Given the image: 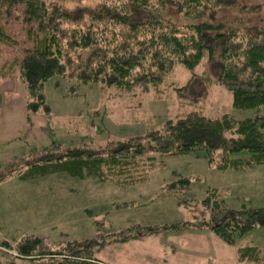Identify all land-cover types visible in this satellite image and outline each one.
<instances>
[{"label": "rangeland", "instance_id": "1", "mask_svg": "<svg viewBox=\"0 0 264 264\" xmlns=\"http://www.w3.org/2000/svg\"><path fill=\"white\" fill-rule=\"evenodd\" d=\"M64 3L75 20L86 21L94 1ZM156 13L177 23H225L238 30L264 26V0H235L195 18L178 11L175 5ZM11 55L8 51L6 58ZM221 64L218 53L205 54L197 66L177 64L159 85L132 90L56 74L45 82L48 112L28 110L26 85L18 72L2 79L5 108L0 109V239L14 243L36 233L58 246L102 238L96 256L115 264H256L240 260L237 249L247 243L264 247L263 227L238 236L235 244L224 242L208 226L196 227L202 221L200 203L208 189H219V197L233 209L264 207V163L222 169L211 166L203 150L172 154L149 148L146 155H155L159 164L137 183L81 178L66 171L31 179L16 175L2 178L11 163L50 143L103 151L110 141L161 128L167 119L177 120L190 111L264 119V105L233 106L232 93L219 81ZM166 142L175 145L178 140L169 138ZM232 156L247 157L248 151ZM181 177L190 178V184L179 188L178 193L161 194L168 182ZM177 222L180 224L174 228L151 233L138 228L132 236L119 235L132 225ZM13 255L14 251L0 245V264H9Z\"/></svg>", "mask_w": 264, "mask_h": 264}, {"label": "trees", "instance_id": "2", "mask_svg": "<svg viewBox=\"0 0 264 264\" xmlns=\"http://www.w3.org/2000/svg\"><path fill=\"white\" fill-rule=\"evenodd\" d=\"M66 1L0 0V84L18 72L26 85L30 112L50 111L44 88L56 74L132 90L159 85L177 64L194 67L205 54L217 53L222 62L219 81L232 93L233 106L264 105V26L238 30L225 23H177L156 13L175 5L195 18L235 0H92L86 21L75 20ZM8 51L13 53L10 58H6ZM2 100L0 89V109ZM169 138L177 139V144L165 143ZM149 148L172 154L203 150L211 166L247 168L264 163V119L190 111L177 120L167 119L161 128L110 141L103 151L50 143L11 163L2 178L31 179L66 171L81 178L137 183L159 164L155 155H146ZM243 150L248 151L247 157L232 156ZM189 184L190 178H178L168 182L161 194L178 193ZM219 193L217 188L207 190L198 226L210 227L228 244L256 227L264 228V207L233 209ZM178 224L132 225L119 235L132 236L138 228L151 233ZM101 244L102 238L55 246L36 233L14 243L0 239L1 246L14 251L9 264H110L96 256ZM237 253L240 260L264 264V247L247 243L238 246Z\"/></svg>", "mask_w": 264, "mask_h": 264}, {"label": "crops", "instance_id": "3", "mask_svg": "<svg viewBox=\"0 0 264 264\" xmlns=\"http://www.w3.org/2000/svg\"><path fill=\"white\" fill-rule=\"evenodd\" d=\"M25 107H26V103H25ZM1 108H2L1 111L3 110V108H5V104H4V103H3V105H2ZM187 227H188V226H184V228H187ZM196 228L205 229L204 227H201V226H197ZM124 253H125V252H124ZM97 257L100 258V259L106 260V259L100 257L99 255H97ZM106 262H108V263H110V264H115V263H113V262H111V261H109V260H106Z\"/></svg>", "mask_w": 264, "mask_h": 264}]
</instances>
